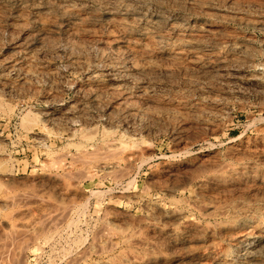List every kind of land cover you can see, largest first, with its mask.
I'll list each match as a JSON object with an SVG mask.
<instances>
[{
    "label": "bare ground",
    "instance_id": "obj_1",
    "mask_svg": "<svg viewBox=\"0 0 264 264\" xmlns=\"http://www.w3.org/2000/svg\"><path fill=\"white\" fill-rule=\"evenodd\" d=\"M262 1L0 0V21L5 3L16 9L0 24V52L7 48L0 55V120L16 116L35 155L48 158L46 166L82 169L90 181L86 201H102V189L91 187L96 180H129L117 189V206L126 208L103 209L98 241L89 242L83 258L108 252L94 264H264V168L245 152L225 160L207 149L186 164H165L170 182L142 190L136 182L152 161L160 123L179 144L193 123L219 130L231 115L228 105L244 108L249 91L264 97ZM248 29L262 35L259 46L239 32ZM42 88V106L33 109L28 102ZM254 103L264 108L263 101ZM257 140L263 143L264 133ZM248 144L229 145L243 150ZM13 164L0 144L3 187ZM51 175L56 185L80 188L78 180ZM1 199L0 213L10 204Z\"/></svg>",
    "mask_w": 264,
    "mask_h": 264
},
{
    "label": "rangeland",
    "instance_id": "obj_2",
    "mask_svg": "<svg viewBox=\"0 0 264 264\" xmlns=\"http://www.w3.org/2000/svg\"><path fill=\"white\" fill-rule=\"evenodd\" d=\"M259 1L261 3L262 0H258V2ZM262 3H264V0L262 1ZM5 7H7L8 9H5ZM4 9L6 10V12L4 16L1 15L2 18L0 24H3L1 22L5 21L6 18L7 20H10L13 12L16 11L15 6L8 3H5ZM227 27L230 30L234 29L235 24L229 23L227 24ZM239 32L240 34H251L254 38H256V45L259 46L262 35L258 33V31L248 29L240 30ZM6 49V47L1 49L0 55H2L3 52L5 53ZM2 56H0V58ZM55 60L57 63H61L62 58L57 57L55 58ZM42 92L43 88L41 91L38 90L37 93L32 96V100H29L28 103H31L30 105L33 109H39L42 106V104L39 102V100L44 99V94L42 95ZM248 93L249 95L247 94V100L249 104L244 108H238V106L236 107L232 104L228 105L231 115L228 119H224L222 127L219 130L206 132V130L197 123L186 126L188 128H185L184 131L185 135H187L188 138L185 139L186 142H180L179 144L174 142L172 140L171 132L165 129L167 126H164L160 123L162 130L154 138V156L152 157L151 163L143 166L141 168L142 170H140V172L137 174V189L142 190L149 185H157L159 183L170 182L172 177L168 176V174L164 170L165 164L170 163L174 166H179L180 163L186 164V162L190 158L194 156H201V153H207L208 150H210L209 152L213 151V154H218L217 157L225 160H228L230 157H239L245 152V155L247 157H251L253 161L256 160L259 164H262L264 168V142L262 143L260 142V140H257L255 142L253 141L255 137H258V135L264 133V119H262L264 117V108L260 110L254 103L256 101L264 102V97H261V95H258L252 91H249ZM71 95V93L66 94L65 99L69 100ZM23 103L24 102H21L20 104L22 105ZM232 106L235 107L233 108ZM17 122L18 119L16 116H13L10 120L6 118L0 120V131L2 132V139L0 144L4 143L5 152H7V154L11 156L12 164L14 163V169L12 168L10 174L7 176L8 179L4 182L6 186L3 187V184L0 182V199H7L10 202V204L8 203L9 206L7 205L9 209L5 207L4 210L0 213V264H94L96 259L104 257L106 254H108V252H98L91 255H86V258H83V256L85 255V253H88L86 251L89 248V242V246H91V244H93L92 242H94L93 240H95L97 236L99 238V229L102 228V219L104 217L103 214L105 213L103 211L108 209L113 210V208L116 211H122L126 208V206L124 205H121L122 207L117 206V189L121 190L122 186L129 180L124 179L123 182L117 184L111 182L110 185L106 182L109 181V178H105V180L101 181L96 180L95 183L91 184V187L93 189H102V192L100 193L102 201L97 202L96 204L97 200L95 199V197L91 198L89 201L84 200L82 196L86 192L84 188L85 185L90 181L82 177V169L78 170V168L76 169L75 167H73L69 170H66L56 166L55 169L54 166V168H50V166L47 165L49 167L48 168L46 166V164H48V158L45 156V154L40 152L39 155H35V147L33 146L31 138H27L22 134ZM12 131L15 133H13ZM13 136L15 139L13 138ZM196 137L198 141L194 143V145L189 146L187 141ZM16 139V142L12 141ZM243 139H248L250 141V144L246 145L245 147L243 146L245 148L243 149L244 151L232 149L230 150V146L232 144H238L243 141ZM58 146L61 147L62 143L59 142L57 147ZM247 146L249 147L247 148ZM180 147H182L184 150ZM239 151L242 152L240 153ZM167 154H169L170 156H167ZM53 158H56V156H54ZM68 160L73 161V159L71 160L70 156L67 158V161ZM7 164H10V162L7 161ZM44 165L46 168L44 167ZM69 171H72V173ZM62 172H65L66 175H63ZM52 173L53 175L58 173L57 176L60 178L64 176L63 178H66V180L64 179L65 182H76L78 180L79 187L81 189H74L71 186L69 188H63L61 185H56V183L51 182L50 180V176H52ZM59 173L61 174V176ZM100 173L101 172H99V174ZM78 174L79 176H81L77 178ZM45 177H47V179ZM70 177L72 178L71 180L69 179ZM150 177H153V179H151ZM8 186L13 188V190ZM109 186H111L112 189H109ZM7 187L8 189H6ZM2 190L5 191V195L3 194ZM15 190H17V193L15 192ZM104 190H106L107 192H105ZM6 191H8V193ZM156 195L157 194H153V199L157 198ZM10 199L13 201H11ZM14 200L18 201L14 202ZM22 200H24L23 203H21ZM82 201H86L87 203H83ZM11 203L15 204L12 205ZM71 204H74L75 208L67 216L65 211L68 207L71 206ZM80 204H84V207L80 206ZM105 205L108 206V208ZM137 208L138 207L136 206L132 208V212H136L135 214H138L139 211L137 210ZM81 211L83 213H80ZM3 212L4 214H2ZM67 217L71 221L66 222ZM68 223L70 224L66 226ZM96 231H98V233ZM94 234L98 235L95 237ZM93 236L95 238L91 239ZM97 239L94 242L95 244L98 241ZM82 252H84V254ZM115 253L116 252H112L110 254ZM76 256H78L79 259ZM81 256L82 258H80ZM76 259L78 260V262H76Z\"/></svg>",
    "mask_w": 264,
    "mask_h": 264
}]
</instances>
